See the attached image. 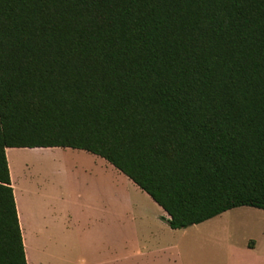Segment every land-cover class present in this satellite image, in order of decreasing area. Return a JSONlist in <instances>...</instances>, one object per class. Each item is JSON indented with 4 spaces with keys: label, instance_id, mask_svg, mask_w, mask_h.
<instances>
[{
    "label": "trees",
    "instance_id": "obj_1",
    "mask_svg": "<svg viewBox=\"0 0 264 264\" xmlns=\"http://www.w3.org/2000/svg\"><path fill=\"white\" fill-rule=\"evenodd\" d=\"M56 147L173 230L264 210V0H0V264H27L6 149Z\"/></svg>",
    "mask_w": 264,
    "mask_h": 264
},
{
    "label": "crops",
    "instance_id": "obj_2",
    "mask_svg": "<svg viewBox=\"0 0 264 264\" xmlns=\"http://www.w3.org/2000/svg\"><path fill=\"white\" fill-rule=\"evenodd\" d=\"M6 158L27 264H177L181 252L163 240L177 230L145 192L158 210L156 230L138 232V261H128L127 206L116 186L141 189L104 158L59 147L7 148ZM256 248L254 240L243 244Z\"/></svg>",
    "mask_w": 264,
    "mask_h": 264
},
{
    "label": "rangeland",
    "instance_id": "obj_3",
    "mask_svg": "<svg viewBox=\"0 0 264 264\" xmlns=\"http://www.w3.org/2000/svg\"><path fill=\"white\" fill-rule=\"evenodd\" d=\"M18 160L22 163L23 156ZM116 187L125 196L127 206L128 261H138L134 254L138 247V232L142 238L147 230H156L153 219L158 210L137 187L127 182L126 191L123 184ZM163 240L181 252L180 256L178 250L174 252L177 264H264V210L251 207L233 209L200 225L174 231ZM249 240L257 242L253 252L243 250V244Z\"/></svg>",
    "mask_w": 264,
    "mask_h": 264
}]
</instances>
